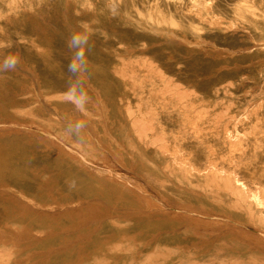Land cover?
Returning <instances> with one entry per match:
<instances>
[{
  "label": "bare ground",
  "instance_id": "bare-ground-1",
  "mask_svg": "<svg viewBox=\"0 0 264 264\" xmlns=\"http://www.w3.org/2000/svg\"><path fill=\"white\" fill-rule=\"evenodd\" d=\"M112 7L116 9L114 16ZM40 18H43V21ZM47 19L51 23L56 22V27L48 26L44 22ZM14 20L22 26L18 32L22 42L27 39L28 42L23 43L29 44V48L42 54L45 59L51 49L55 48L58 36L69 38L73 31H84L80 25L87 24L92 45L87 53V76L101 91L103 105L109 109L107 122L113 127L112 134L123 140L140 159L142 170L156 178L158 184L162 183L160 189L163 192L169 191L167 180L184 185L185 189H191L189 194L182 191L177 194L181 198H191L194 204H198L199 200L191 196L195 191L204 196L207 194L204 201L209 204L220 194L233 201L234 207L230 209L232 213L246 223L264 227V105L256 110L244 111L246 108L243 101L228 94L234 91L233 89L224 85L216 86L226 80L218 74V69L222 66L204 62L199 56L186 60L185 53L193 52L196 47L183 50L170 43L176 36H180V40L197 39L203 46L200 49H203L208 40L219 37V34L212 31L213 24L226 22L243 28L250 34L249 47L264 45V0H0V35L5 36L10 31V24ZM206 29L208 32L204 34ZM158 41L162 46L154 48L157 44L154 42ZM142 52L149 54L145 58L141 55ZM255 57H264V53L257 51ZM146 64L147 71L160 85L167 82L166 76L161 81L160 75L172 73L177 65H185L183 72L187 73H184V79L178 80L191 84L194 91L185 105L177 104L180 109L177 108L175 113H171L168 106L161 103L164 96L160 93L155 94L152 91L149 97L142 99L137 95H130L129 91L136 88L135 84L133 80L120 78V75L132 77L141 74ZM206 73H214L218 78L217 82L205 81ZM4 82V78H1L2 110H5L7 103H11L2 93L6 89ZM42 83L46 97L58 104L60 112L65 114L72 109L73 105L66 102L63 96L54 94L56 88L53 84L46 81ZM123 88L127 93L121 92ZM153 88L154 85H151L150 90ZM86 107L87 111L82 113V120L90 116L88 106ZM128 108L133 109L134 114L143 113L147 120L156 122L158 130L163 131L169 138V150L174 153L182 151L181 148L175 147V141L182 139L186 131L194 141L182 146H187L195 159L183 166L169 163V153L142 142V136ZM222 113L225 117L231 116V121L240 122L227 130L228 125L224 123ZM93 121L101 132V123L104 120L94 118ZM169 123L175 126L173 130L169 128ZM228 131L237 136H234L238 139L235 140L237 142L229 139ZM83 137L81 141L76 138L73 141L86 148L87 133L83 132ZM200 142L209 145V156L198 145ZM35 155L34 146L26 141L0 139V187L13 188L20 195L16 199H23L22 202L29 200L34 206L48 205L44 203L45 194L41 191L40 179L34 174L39 168L34 162ZM204 160L207 164L201 165ZM219 162L236 167L242 175H228L217 171L216 165ZM195 163L201 166H196ZM52 166L54 173L48 181L58 198L72 199L73 203L82 204L108 202L114 213H128L135 208L136 204L128 190L111 179H102L95 173L94 168L81 165L70 158L68 162L55 161ZM72 181L75 182V187L69 188L68 184ZM23 207L20 208L13 199H0L1 236L8 233L7 229L15 231L27 225L49 237L57 235L58 229L75 230V224L63 227L68 221L61 222L59 226L48 221L37 222L38 218L29 212L31 206ZM104 212L103 214H107ZM6 220L18 226L11 228ZM175 229L176 223L168 217L109 224L104 227V236L114 240L110 245L105 244L102 239L95 244L83 246L80 251L66 253L63 257H57L54 253L59 251L51 247L49 255L52 253V256L48 264H102V254H109L111 258L121 254L125 261L118 264H133L135 256L138 255L130 244L134 240L143 243L142 255L145 261L142 264L181 263L178 257L180 250L174 243L175 240L171 239ZM57 240L59 245L67 246L71 244L72 237H61ZM55 241H51L52 244ZM154 241L160 246L159 250L147 248L148 244ZM259 241V245L264 244L263 239ZM247 250L249 248L239 252L240 260L243 263L254 262L255 260L245 255ZM219 252L220 254L215 252L209 260L214 262L220 255L219 260L222 254L226 259L232 256L229 246L223 247ZM15 262L17 263L16 258L10 254L0 256V264Z\"/></svg>",
  "mask_w": 264,
  "mask_h": 264
},
{
  "label": "rangeland",
  "instance_id": "rangeland-1",
  "mask_svg": "<svg viewBox=\"0 0 264 264\" xmlns=\"http://www.w3.org/2000/svg\"><path fill=\"white\" fill-rule=\"evenodd\" d=\"M30 16L34 18L32 14ZM40 19L43 21V18ZM44 22L51 27L57 25L56 22L51 23L48 19ZM10 27V31L5 36L0 35V59L7 55H15L20 59V67L15 72L0 73V79L4 78L3 86L6 88L2 93L12 103H7L5 110L0 109V139L26 141L34 146L36 151L34 162L36 166H39L34 174L40 179L41 191L45 194L44 203L48 205L43 203L44 205L34 206L29 203V200L27 202H22L23 199L17 200L16 197L20 195L10 187H0V199L6 201L13 199L17 205H20V208H24L23 205L31 206L29 212L38 218L37 222L48 221L52 225L59 226L61 222L68 221L63 224V227L71 224H75L76 227L75 230L58 229L57 235L54 237H49L30 225L15 231L7 229V234L0 235V256L10 254L16 258L17 263L4 264H48L52 256V253L49 255L51 247L55 251H59L54 253L58 255L57 257H63L66 253L80 251L83 246L95 244L102 239L105 240V244L110 245V242L114 240L104 236L105 226L124 224L132 220H158L165 217L176 223V229L171 235V239L175 240L174 243L180 250L178 257L182 261L181 263L166 264H264V244L259 245L257 242L264 240V227L246 223L232 213L230 209L234 207L233 201L217 194L212 200V204H209L204 201L207 194L204 196V194L195 191L191 196L199 200L198 204H194L191 198L187 199V196L181 198L177 194L178 191L189 194L191 189H185L184 185L167 179L169 191H161L162 183L158 184L159 181L156 178L147 175L142 170L140 159L133 154L123 140L112 134L113 127L107 122L109 109L103 105L101 91L93 85L88 76L86 77L85 90L91 97V101L87 105L90 116L84 119L88 122V127L84 130L87 133V147L83 148L76 144L73 141L74 137L65 136L64 127L67 120H82V113L76 112L74 107L65 114L60 112L58 104L51 102L46 97L42 82L53 84L56 88L54 94L63 96L69 75L70 53L66 46L68 37L58 36L55 48L51 49L49 56L45 59L42 54L40 55L29 48V44L23 43L28 42L27 39L22 42L18 33L22 26L16 20L10 24ZM213 30L219 34V37L208 40L207 48L200 49L203 46L197 39L180 40V36L171 39L170 43L176 44L183 50H187L188 47H196L193 52L185 53L186 60L199 56L203 58L204 62H211L217 67L222 66L218 69V74L220 73L219 75H222L226 80L216 86L224 85L233 89L234 91L228 94L243 101V106L246 108L244 111L262 107L264 105V57L256 58L255 53L257 51L264 53V45L249 47L250 34L243 28L226 22L214 23ZM207 32L208 29L204 31V34ZM154 43H157L154 48L162 46L159 41ZM148 54L147 52L141 53L145 58ZM147 67L148 64H146L144 72L136 76L120 75L122 79L133 80L136 88L129 91L130 95H137L142 99V97H149L152 91L155 94L160 93L164 96L161 103L167 105L171 113H175L177 108L180 109L177 104L185 105L189 101L194 87L178 80V78L184 79V73H187L183 72L185 65H177L172 73L160 75L161 81L165 76L167 80L166 83L161 84L162 86L150 75ZM206 74L205 81L217 82L218 78L214 73ZM151 85H154L153 90H150ZM121 92L127 93V90L123 88ZM168 95L171 98H166ZM128 111L134 118V124L142 136V142L157 146L163 152L169 153V163L183 166L195 159L187 146H182L184 143L194 141L186 131L182 139L175 141V147L181 148L182 151L179 152L182 153H174L169 150V138L163 134V131L158 130L159 126L156 122L147 120L143 113L134 114L131 108H128ZM221 115L224 123L228 125L227 130L240 122L231 121V116L225 117L224 113ZM94 118L104 120L101 123V128H103L101 132L98 130L97 123L93 121ZM169 125L171 130L175 128L173 123H169ZM229 133V139L237 142L235 141L238 140L237 136L234 133ZM198 145L209 156L211 152L209 145L204 142H200ZM69 158L76 160L81 165L94 168L95 173L102 179H111L123 189L128 190L136 204L135 208L128 213H114L108 202L96 201L82 204V202L73 203L72 199L58 198L53 186L48 181L54 173L52 163L55 161L68 162ZM206 164L205 160L201 163V165ZM195 165L201 166L196 163ZM216 167L217 171L225 172L228 175L233 173L242 175L236 167L226 163L219 162ZM202 172L208 171L202 170ZM22 211L25 212L24 209ZM103 212L107 214H103ZM6 221L11 228L18 226ZM63 232L66 234L62 235ZM61 237H72L71 244L59 245L57 239H61ZM54 240L56 241L52 244L51 241L54 242ZM130 244L138 252L134 263L142 264L145 261L144 255H142L143 243L140 240H134ZM226 246L232 250L231 257L226 259L222 257V254L219 260L220 255L214 262L209 260L215 252L220 254V249ZM125 247L124 245L123 248ZM147 248L156 251L160 246L154 241L149 243ZM247 248L249 250L245 252V255L255 260L254 262L243 263L240 260L239 252ZM101 258L102 264H118L125 261L121 254L112 258L109 254H102Z\"/></svg>",
  "mask_w": 264,
  "mask_h": 264
},
{
  "label": "clouds",
  "instance_id": "clouds-1",
  "mask_svg": "<svg viewBox=\"0 0 264 264\" xmlns=\"http://www.w3.org/2000/svg\"><path fill=\"white\" fill-rule=\"evenodd\" d=\"M112 15L116 14L115 7L111 9ZM84 31H73L66 46L69 50L68 78L66 80V90L63 93L64 100L73 105L74 110L78 113L87 111V105L91 97L85 90L86 77L89 72V62L87 53L91 50L90 36L88 34V25L81 24ZM20 67V59L15 55H7L0 59V73L15 72ZM88 127L85 120L69 119L64 127V135L69 138H76L78 141L83 140V132ZM69 188L75 187V182L68 184Z\"/></svg>",
  "mask_w": 264,
  "mask_h": 264
}]
</instances>
